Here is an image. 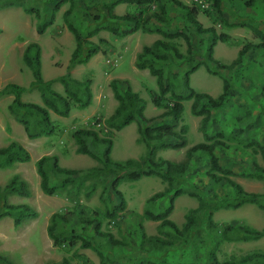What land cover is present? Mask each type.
<instances>
[{"label":"rangeland","instance_id":"1","mask_svg":"<svg viewBox=\"0 0 264 264\" xmlns=\"http://www.w3.org/2000/svg\"><path fill=\"white\" fill-rule=\"evenodd\" d=\"M9 5L0 8V87L8 82L18 83L28 87L33 80L32 72L22 61V52L26 44L35 41L41 46V70L44 79L57 78L67 72L66 66L73 49L75 40L67 30L62 17L69 3L62 4L54 23L43 34H38L35 29L36 18L24 12L23 6L39 7L43 13L47 12L51 5L59 0H8ZM190 4L189 0H181ZM247 0H221V13L216 7L200 11L197 18L204 27L213 26L218 33H226L229 38L225 42H217L214 46L213 56L221 63L229 64L237 56L238 50L245 43H258L249 27L227 26L226 22H244L257 25L264 29V4L257 0L251 6H245ZM102 4L96 8L84 0H75V8L71 20L82 29H91L95 26L94 17L102 10ZM156 6L150 5L148 13L155 10ZM169 13L175 16V21L181 20L178 9L168 6ZM114 11L115 7H114ZM138 8L132 4H119V14L137 12ZM118 14V13H117ZM182 24V23H181ZM99 38L108 40V44H102L104 52H99L91 57L86 64H78L71 70V75L77 79L92 78L93 102L87 108H74L69 116L62 117L51 112V118L57 125V131L52 136H44L41 139H29L23 126L16 122L7 110V104L12 96L6 95L0 99V147L15 140L25 146L31 155L28 162L16 163L10 167H0V185L4 186L10 177L19 174L29 182L32 194L30 196L18 195L9 189L6 195L9 203H26L38 212V216L21 226H14L13 219L5 216L0 219V252L8 255L17 264H49L59 262L64 256H71L74 252L83 253L89 258L88 264H100L96 252L90 248L80 246V240L74 247L68 244L54 246L48 237L46 227L50 215L55 211L68 213L70 219L68 227L80 231L79 221L86 217H92V212L100 216L104 214V202L115 201V194L110 189L112 176L110 172L101 173L96 177L81 174L69 191H61L56 195L44 194L39 186V175L35 170V161L42 155L51 153L58 156L61 166L70 168H88L100 163L87 154L76 152L77 144L72 136V131L78 128H93L99 131L100 136H111L113 143L111 157L115 160L128 158L139 159L146 150L144 142L138 140L139 133L136 121L131 122L120 131L109 130L104 126L103 120L109 116L117 101L113 97L109 81L112 78H127L132 89L146 101L144 115L154 117L163 109L152 104L148 96V89H156L155 77L147 69L141 70L134 65L135 55L144 44H150L157 38H162L158 33H147L141 30L125 36H113L107 30H101L90 40L99 42ZM124 38L126 40H124ZM181 52H185L186 43L181 38H175ZM184 64H173L167 71L168 79L173 81L177 91H184L178 76L173 78V73H181ZM220 74L229 80L233 87L230 91L228 102L214 112V120L207 131L211 134L221 130L225 134V141L230 148H217L216 153L220 157L223 166L233 169L232 178L241 186L252 192L264 193V180L252 176L247 166L252 157L258 164L263 161L256 146H246L251 141H257L264 146V98L261 95L264 85V50L255 49L249 51L243 58L240 66L233 70L218 68ZM222 78L211 74L202 64L191 74L190 83L197 91L207 92L217 96L222 90ZM53 89L64 93L59 81L52 84ZM22 99L41 103L37 89L26 91ZM184 111L178 122L172 119L167 122L174 125L179 132L183 125L187 127L184 135L187 144L179 149H158L157 157L180 161L184 159L185 150L200 141L203 134L200 128V116L190 113L191 101L186 100ZM100 121V125H97ZM160 121V120H159ZM166 121V120H165ZM41 147H44L41 150ZM100 151L103 146L100 145ZM238 148V150H234ZM255 149L256 152H253ZM206 155L199 152L191 162L185 178H180L173 183V191L178 188L191 189L209 184L205 172L208 168ZM167 181L157 175L143 176L136 181L124 180L118 186L127 201V208L121 214L117 224L108 226L104 220L102 228L114 234L117 239L123 241L124 247H117L109 252V257L116 264H137L150 261L162 264H209L206 258L205 245L200 251L195 252L189 247H176L164 251L149 243L140 246V232L138 225L141 223L147 235H157V221L148 220L142 216L146 199L155 192L168 187ZM221 195L229 192L225 183L215 187ZM170 194L158 201L154 208L162 210L168 204ZM198 201L195 197L182 194L175 198L174 209L170 218L180 227L185 220V214L190 208H195ZM214 221L219 223L235 222L245 223L255 228L264 227V209L256 204L244 203L238 208L221 207L213 214ZM92 228L88 227V233ZM86 237L85 234H81ZM185 244V243H183ZM254 250H264V237L249 241L224 242L217 251L219 260L230 256L239 257ZM74 261V260H73ZM107 264H112L107 262Z\"/></svg>","mask_w":264,"mask_h":264},{"label":"trees","instance_id":"2","mask_svg":"<svg viewBox=\"0 0 264 264\" xmlns=\"http://www.w3.org/2000/svg\"><path fill=\"white\" fill-rule=\"evenodd\" d=\"M84 1L96 8L103 5L100 13L94 17L96 23L91 29H82L71 20L75 0H59L53 3L45 13L39 7L23 6L25 13L36 18V32L43 34L54 23L62 4L68 2L69 6L63 12L62 17L67 30L74 37L75 48L66 66L67 72L57 78L44 79L41 70V46L35 41L28 42L21 58L30 68L33 80L28 87L14 82H8L0 87V99L6 95L12 96L7 104L9 113L16 122L23 126L27 137L35 139L52 136L57 131V125L51 118V112L67 117L72 109H83L91 105L93 102L92 78L87 76L84 79H77L71 75V70L78 64H86L95 54L104 52L102 44H108L107 39L99 38V42L90 40V37L97 35L101 30H107L117 37H125L139 30L158 33L162 36L141 47L135 55L134 65L141 70L147 69L155 77L157 88L148 89L147 93L152 104L162 108L163 111L154 117H146L144 115L146 101L132 89L129 80L120 77L112 78L109 85L117 104L113 112L103 120V124L110 131L109 134H113V131H120L136 121L138 140L144 142L146 146L144 155L139 159L115 160L110 154L113 143L111 136H100L99 131L93 128H78L72 131L77 144L76 152L91 156L100 163L99 165L84 169L61 166L55 154L42 155L35 161L40 189L47 195H56L61 191L68 192L81 174L96 177L101 173L110 172L112 176L110 189L115 194V201L104 202L102 216L93 211L92 217L81 219L79 221L80 231L67 226L70 219L68 213L55 211L50 215L46 231L53 245L61 247L68 244L74 247L80 240L81 247L90 248L96 252L100 264H107V262L116 264L108 254L126 244L117 239L112 232L104 230L102 225L104 220L108 221L109 227L117 224L121 214L127 208L125 196L118 186L124 180L136 181L143 176L157 175L167 181L169 186L153 193L145 201L142 216L158 222L157 235H147L143 224L140 223L138 225L141 236L140 246L147 242L164 251L176 247H189L198 252L207 245L205 255L209 264H264V250H254L239 257L230 256L223 260L217 257L216 253L222 243L260 239L264 237V227L259 229L245 223H219L213 219L214 212L221 207L238 208L244 203H253L264 209V193L247 191L232 178L233 169L223 166L216 153L217 148H230L224 140V132L219 130L211 134L207 131L214 120V112L228 102L233 87V84L220 74L218 68L233 70L242 64L244 56L249 51H254L256 48L264 50V29L244 22L225 21L227 26L249 27L259 39L258 43L243 44L236 58L231 63L225 64L213 56V50L217 42H225L229 36L226 33H218L213 26L204 27L197 18L200 9L194 5L183 3L181 0ZM256 1L247 0L245 6H251ZM259 1L264 4V0ZM118 4L135 5L138 11L117 14L114 7ZM153 4L156 9L148 13L149 6ZM8 5V0H0V8ZM168 6L179 10L181 20L175 21L176 15L169 13ZM212 7H216L217 12L221 13V0H213ZM0 32H2L1 28ZM178 37L186 43L185 52H181L174 41ZM173 64L185 65L181 73H173L174 79L180 77L179 81L184 91H177L174 82L168 79L167 71ZM202 64L209 73L219 75L223 80L222 90L217 96L197 91L191 86V74ZM55 81L62 84L63 94L53 89L52 84ZM32 89L38 90L41 103L22 99V94ZM261 95L264 98V85ZM186 100L191 101L190 113L201 117L200 128L204 140L189 146L184 152L183 160L173 161L157 157L158 149H179L187 144V137L184 135L187 127L183 125L177 132L174 125L167 122L169 119L179 121L184 111L183 101ZM100 145L103 146L102 151H100ZM253 145L258 148L263 164H258L252 157L247 169L252 176L264 180V146L257 141H251L246 146ZM234 150L238 148L235 147ZM199 152H203L207 157L208 168L205 175L209 184L202 188L193 186L191 189L178 188L173 191V183L180 178H185L191 162ZM253 152H256L255 149ZM30 159L31 155L27 148L15 140L0 147V167H10L16 163L28 162ZM220 183H225L229 187L228 193L221 195L216 191L215 187ZM7 189L21 196L32 194L26 179L19 174L12 175L4 186L0 185V219L10 216L14 226L18 227L38 216L37 210L26 203H9L6 195ZM168 194L170 197L166 207L156 211L154 206ZM182 194L195 197L198 205L188 210L184 222L179 227L170 218V214L174 209L175 198ZM88 227L92 228L91 233H88ZM82 233L86 237L82 236ZM88 263L89 258L85 254L74 252L69 257L64 256L59 262L49 264ZM0 264L17 263L8 255L0 252ZM137 264L144 263L140 261ZM148 264L162 263L150 261Z\"/></svg>","mask_w":264,"mask_h":264},{"label":"built area","instance_id":"3","mask_svg":"<svg viewBox=\"0 0 264 264\" xmlns=\"http://www.w3.org/2000/svg\"><path fill=\"white\" fill-rule=\"evenodd\" d=\"M191 5H194L200 9V11H205L213 6V0H189ZM97 125H100L97 123Z\"/></svg>","mask_w":264,"mask_h":264},{"label":"crops","instance_id":"4","mask_svg":"<svg viewBox=\"0 0 264 264\" xmlns=\"http://www.w3.org/2000/svg\"><path fill=\"white\" fill-rule=\"evenodd\" d=\"M118 6H119V4L118 5H116L115 6V10H116V13H118L119 14V12H118ZM124 40H126L125 38H124ZM25 132V131H24ZM26 134V133H25ZM27 136V135H26ZM42 137H40V139H41ZM36 139V138H35ZM44 149V147H41V150H43ZM48 154H51V153H48Z\"/></svg>","mask_w":264,"mask_h":264}]
</instances>
